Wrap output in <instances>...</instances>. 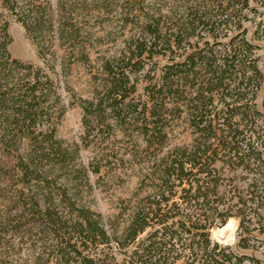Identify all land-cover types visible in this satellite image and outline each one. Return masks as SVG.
Segmentation results:
<instances>
[{
  "label": "trees",
  "instance_id": "trees-1",
  "mask_svg": "<svg viewBox=\"0 0 264 264\" xmlns=\"http://www.w3.org/2000/svg\"><path fill=\"white\" fill-rule=\"evenodd\" d=\"M0 7L21 22L44 64L11 55L9 21L0 11V149L13 158L21 184L16 209L36 212L51 228L52 264H259L213 241L210 229L237 218L243 249L257 246L249 242L254 232L264 233V114L255 102L264 82L258 54L264 49V0H171L166 10L151 8L136 53L129 47L121 59L139 64L145 52L168 57L149 75L142 108L126 100L131 70L115 60L106 66L111 84L80 99L87 128L128 124L134 113L147 118L148 148L165 143L170 115H184L191 130L189 143L168 149L151 166L147 199L121 230L107 226L65 184L52 188L55 171L88 175L90 169L76 167L80 143L64 146L53 126L60 116L53 108L66 105L61 81L49 71L66 68L59 40L73 39L79 29L68 22L61 0L55 8L50 0H0ZM43 34L48 39L41 42ZM82 57L89 60L86 52ZM91 167L99 172L97 162ZM57 202L70 209L57 210ZM257 247L264 260V238Z\"/></svg>",
  "mask_w": 264,
  "mask_h": 264
},
{
  "label": "rangeland",
  "instance_id": "rangeland-1",
  "mask_svg": "<svg viewBox=\"0 0 264 264\" xmlns=\"http://www.w3.org/2000/svg\"><path fill=\"white\" fill-rule=\"evenodd\" d=\"M53 8L57 0H50ZM66 6L68 22L74 23L79 34L73 39H60L58 48L59 60L66 63L63 69L58 65L55 71H49L50 77L61 81L63 111L54 107L55 136L63 141L64 146L74 142L80 143L79 155L75 156L76 167L85 164L92 170L96 162L99 172L88 170L85 175L82 170L55 171L54 190L65 184L70 192H75L79 200L91 209L99 212L107 226L121 230L125 219L138 204L147 199V190L152 185L147 174L151 166L159 162L168 149L187 144L191 141V130L184 115L168 116L171 130L163 145L155 144L147 147V135L143 134L147 118H133L128 124L114 123L110 126L87 128L82 122L83 110L81 98H92L98 92L109 86L111 78L107 73V61L115 60L118 68L131 70L130 81L126 85L131 99L137 109L142 108L146 100L147 79L149 75L159 71L168 60L164 55L147 57L145 52L139 64L126 63L121 60L129 49L136 53L135 46H140L144 26L147 22V12L153 7L166 10L171 0H61ZM0 11L9 21L8 32L12 38L9 50L14 58L36 66H43V61L37 53L36 45L27 35L21 22L7 10ZM54 18L57 11L53 9ZM57 17V16H56ZM41 40H47L43 34ZM43 42V41H41ZM45 42V41H44ZM261 44V42H258ZM62 44V45H61ZM182 49H178L180 51ZM82 51L88 54V59L82 57ZM127 54V53H126ZM259 67L264 74V49H259ZM141 66L139 69L138 67ZM134 83V90H132ZM257 108L264 114V82L256 97ZM112 120V119H110ZM113 122V121H112ZM264 151V150H263ZM14 160L9 158L7 151L0 149V264H47L53 263L52 250L55 241L51 228L40 220L36 212L24 210L20 214L16 209V190L21 187L14 174ZM56 209L63 212L70 209L68 203L57 202ZM239 220L231 217L224 225L210 229V237L221 245L228 246L238 254H249L264 264L261 247H257L264 238V233L254 232L255 241L250 243L256 247L243 249L238 245ZM14 227L17 230H14ZM106 248V247H105ZM107 250V249H105ZM115 251V249H114ZM117 260L123 258L122 253L115 251ZM74 264V263H72ZM176 264H181L177 262ZM242 264H254L245 261Z\"/></svg>",
  "mask_w": 264,
  "mask_h": 264
}]
</instances>
